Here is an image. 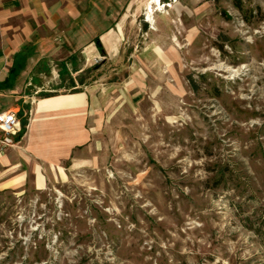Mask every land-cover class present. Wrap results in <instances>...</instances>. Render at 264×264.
Returning a JSON list of instances; mask_svg holds the SVG:
<instances>
[{
    "label": "rangeland",
    "instance_id": "1",
    "mask_svg": "<svg viewBox=\"0 0 264 264\" xmlns=\"http://www.w3.org/2000/svg\"><path fill=\"white\" fill-rule=\"evenodd\" d=\"M115 1L119 60L44 85L95 90L93 141L64 182L0 193V264H264V0Z\"/></svg>",
    "mask_w": 264,
    "mask_h": 264
},
{
    "label": "crops",
    "instance_id": "2",
    "mask_svg": "<svg viewBox=\"0 0 264 264\" xmlns=\"http://www.w3.org/2000/svg\"><path fill=\"white\" fill-rule=\"evenodd\" d=\"M106 1L111 6L105 7L103 18L114 19L117 2ZM99 11L95 0H0V111L15 109L19 122L25 118L16 146L0 153V193L28 187L41 192L53 182H64L75 154L90 147L95 90L75 91L73 86V91L48 95L44 85L59 78L66 59L75 69V53L82 66L74 74L95 61L97 49L105 62L119 60L127 10L96 33Z\"/></svg>",
    "mask_w": 264,
    "mask_h": 264
},
{
    "label": "built area",
    "instance_id": "3",
    "mask_svg": "<svg viewBox=\"0 0 264 264\" xmlns=\"http://www.w3.org/2000/svg\"><path fill=\"white\" fill-rule=\"evenodd\" d=\"M18 111L7 109L0 111V153L16 146V137L21 130Z\"/></svg>",
    "mask_w": 264,
    "mask_h": 264
},
{
    "label": "trees",
    "instance_id": "4",
    "mask_svg": "<svg viewBox=\"0 0 264 264\" xmlns=\"http://www.w3.org/2000/svg\"><path fill=\"white\" fill-rule=\"evenodd\" d=\"M234 1H236V0H234ZM235 7L238 8V9L241 8L240 4H238V3H235ZM97 44H98V47H100V46H99V43H97ZM72 87H73V86H72ZM24 127H25V123L23 122L21 132L24 130ZM19 136H20V135H19Z\"/></svg>",
    "mask_w": 264,
    "mask_h": 264
},
{
    "label": "bare ground",
    "instance_id": "5",
    "mask_svg": "<svg viewBox=\"0 0 264 264\" xmlns=\"http://www.w3.org/2000/svg\"><path fill=\"white\" fill-rule=\"evenodd\" d=\"M146 21H147L148 23H150V24L153 23L150 14L147 15Z\"/></svg>",
    "mask_w": 264,
    "mask_h": 264
},
{
    "label": "water",
    "instance_id": "6",
    "mask_svg": "<svg viewBox=\"0 0 264 264\" xmlns=\"http://www.w3.org/2000/svg\"><path fill=\"white\" fill-rule=\"evenodd\" d=\"M101 55L103 56V53Z\"/></svg>",
    "mask_w": 264,
    "mask_h": 264
}]
</instances>
